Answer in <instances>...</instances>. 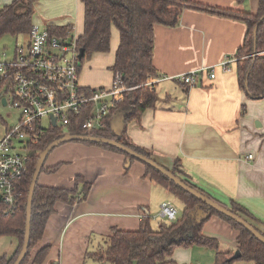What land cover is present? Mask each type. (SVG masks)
I'll return each instance as SVG.
<instances>
[{
    "label": "crops",
    "instance_id": "obj_1",
    "mask_svg": "<svg viewBox=\"0 0 264 264\" xmlns=\"http://www.w3.org/2000/svg\"><path fill=\"white\" fill-rule=\"evenodd\" d=\"M40 1L34 6L38 7ZM188 1L202 8H184L175 27L154 26L156 77L150 86L157 94V102L139 120L126 125L124 139L151 152V159L167 170L177 168L180 179L208 198L225 207L230 201L243 206L255 218L252 224L264 233V97L248 96L240 87L237 73V62L243 59L237 53L248 28L237 17L209 10L254 13L257 0ZM64 2L68 10L62 19L45 26L72 29L73 9H79L82 32L81 1ZM110 42L115 57L119 34L113 26ZM94 54L103 60L102 53ZM226 57L237 60L231 64L230 72L218 70L214 79L204 76L193 87L176 79L189 71L216 65ZM99 64V70L106 66ZM122 116L117 112L111 120V129L118 135L124 129ZM67 143L79 144L61 147L59 155L45 166L60 163V167L44 173L41 180L38 177V184L72 188L73 179L79 176L90 184V189L84 200L73 205H55V213L49 217L32 252L49 247L42 264H82L85 253L98 247L102 237L110 235L113 229L135 231L144 216L159 217L163 202L175 205L178 218L182 215V202L166 186L152 180L141 162H131L121 153L98 146ZM247 155L253 158L248 160ZM190 216L202 219L206 213L196 207ZM202 234L217 241L219 253L234 254L237 250V232L216 216L206 220ZM178 249L172 255L176 264H200L194 247L185 252ZM232 264L246 263L237 260Z\"/></svg>",
    "mask_w": 264,
    "mask_h": 264
},
{
    "label": "trees",
    "instance_id": "obj_2",
    "mask_svg": "<svg viewBox=\"0 0 264 264\" xmlns=\"http://www.w3.org/2000/svg\"><path fill=\"white\" fill-rule=\"evenodd\" d=\"M38 1L13 0L10 5L1 7L0 36L4 34H28L32 25L34 4ZM80 1L83 5V27L77 38V48L82 49L84 55L79 62L85 57L89 58L94 53L104 54L109 51L111 27L113 26L118 31L119 44L110 70L112 73L118 72L121 75L124 87L132 88L130 91L123 92L121 101L110 109L107 117L103 120L104 127L101 130L91 132L90 135L116 140L151 158V152L126 142L124 134L127 124L139 120L142 113L147 109L155 108L157 102V94L154 88L148 85V81L156 77V70L153 66L154 26L175 27L184 8L202 7H197V4L190 3L188 0ZM236 1L241 3L243 0ZM209 10L212 13L237 17L246 23L248 28L247 37L243 46L238 50L237 56L240 58L248 57H244L237 62L239 84L248 96L262 95L264 93V0H257V9L254 13H239L214 8ZM48 27L51 33L60 36H64L70 30L69 26L50 25ZM254 29H256L255 34ZM253 54L256 55L252 56ZM86 88L87 90L93 89ZM117 112L123 114L124 129L120 135H117L111 129V120ZM83 118L85 117L79 118V120L81 121ZM68 133L71 135H87L85 131L77 126L71 127ZM61 137L60 132L52 130L37 143L29 144L27 171L19 182L22 193L19 205L11 215L0 214V236L11 237L16 241L13 253L8 257L1 256L0 264H13L21 249L25 229L26 200L39 154L51 142ZM80 143L121 153L131 162L138 161L115 147L93 142ZM141 163L145 166V173L152 180L166 186L182 202L184 206L182 215L174 223H167L162 220L158 222L156 228L151 226V218L146 215L141 218L139 228L135 231L113 229L110 235L102 237L98 247L87 251L85 257L91 258L99 264H176L172 260L173 252L176 249L198 246L213 250L216 262L220 264H232L237 260L246 264H264V244L247 229L208 207L199 199L169 181L156 169L143 162ZM59 167L60 163L49 168L43 165L40 174L42 172H55ZM171 172L175 175L180 173L177 168H174ZM181 180L188 184L185 179ZM73 181L72 188H61L42 186L38 184L37 180L32 196L29 244L21 264H42L46 259L49 252L48 246L39 249L34 254L32 252L43 236L49 217L55 213V205L57 203L73 205L86 198L90 184L79 176L75 177ZM196 207L202 208L206 213V217L197 219L190 216V212ZM226 208L264 235L252 224L255 218L243 206L230 201ZM211 216L222 219L237 232V250L241 255L238 259L233 260L232 253H219L217 241L202 234L203 225Z\"/></svg>",
    "mask_w": 264,
    "mask_h": 264
},
{
    "label": "built area",
    "instance_id": "obj_3",
    "mask_svg": "<svg viewBox=\"0 0 264 264\" xmlns=\"http://www.w3.org/2000/svg\"><path fill=\"white\" fill-rule=\"evenodd\" d=\"M71 31L60 36L51 33L48 26L32 24L29 33L23 35L22 46H16L12 53L0 52V104L19 113L17 123L0 139L1 215L13 214L19 205L22 196L19 182L27 171L29 144L37 143L52 130L62 135L68 134L74 126L87 135L101 130L110 109L121 101V94L132 90L122 85L118 72L112 73L109 88L87 90L81 87L79 49ZM236 61V58L226 57L216 65L189 71L176 79L193 87L204 76L214 79L218 70L230 72L231 64ZM82 117L85 118L80 121ZM246 158L253 157L247 155ZM159 216L174 223L178 219L177 208L171 202H163Z\"/></svg>",
    "mask_w": 264,
    "mask_h": 264
},
{
    "label": "rangeland",
    "instance_id": "obj_4",
    "mask_svg": "<svg viewBox=\"0 0 264 264\" xmlns=\"http://www.w3.org/2000/svg\"><path fill=\"white\" fill-rule=\"evenodd\" d=\"M12 0H0V6L4 7L10 5ZM40 5L37 7L34 6V12L32 15V24H36L40 27L45 26L50 21H56L62 19L65 12L68 10L66 6V2L64 0H41ZM74 20L72 21L73 28L71 31L72 36L78 38L79 34H81V11L78 9H73ZM23 35H10L4 34L0 36V52L6 51L8 53H12L15 47H20L24 43ZM103 60L100 61L97 58L96 54L91 55L89 58L85 57L79 63V76L78 82L81 87H89V88H100L107 87L109 88L112 83V71L109 69L111 64L113 63L114 55L112 53L111 42L110 48L107 53L103 54ZM248 57V56H244ZM242 57V58H244ZM99 62L104 63L106 66L99 70ZM152 79L148 81L150 83ZM95 81H98L95 83ZM120 115V114H119ZM118 117V116H117ZM19 119V113L16 109H13L8 106H4L0 104V139L5 134V131L8 128H12ZM44 123L47 124V119L44 120ZM66 144H79V143H64L57 146L53 151H51L44 162V166L48 165L51 158L58 156V151H61V147ZM44 175L42 172L39 175V179L41 180ZM175 206V205H174ZM163 219L159 216L151 217V226L153 228L157 227L158 222ZM167 222V221H166ZM168 223V222H167ZM16 247L15 239L7 236H0V257L1 256H10ZM189 249V248H187ZM187 249L179 248L178 250L181 252H185ZM194 254L197 260H200V264H204V262L213 263L215 252L207 247H194ZM213 256V257H212ZM206 260V261H205ZM56 260H52L55 262ZM82 264H99L95 263L91 258H87L84 255V260Z\"/></svg>",
    "mask_w": 264,
    "mask_h": 264
},
{
    "label": "water",
    "instance_id": "obj_5",
    "mask_svg": "<svg viewBox=\"0 0 264 264\" xmlns=\"http://www.w3.org/2000/svg\"><path fill=\"white\" fill-rule=\"evenodd\" d=\"M256 33V29H254V34ZM84 55V51L82 49H79L78 58L81 59ZM253 99H259L264 97V93L259 96H251ZM2 103H4V100H2ZM52 124H54V120H52ZM118 135V134H117ZM120 135V134H119ZM67 142H93V143H101L105 144L111 147H115L119 151L129 155L130 157H133L137 159L138 161H141L152 168L159 171L164 177H166L169 181L173 182L175 185L186 191L187 193L191 194L195 198L199 199L201 202H203L208 207L214 209L215 211L225 215L226 217L232 219L245 229H247L256 239H258L260 242L264 244V235H262L259 231H257L253 226H251L248 222H246L244 219L236 215L235 213L231 212L230 209L226 208L225 206L217 203L216 201L208 198L204 194H202L200 191L196 190L195 188L191 187L190 185L183 182L177 175L172 173L171 171L167 170L166 168L162 167L158 163H156L153 159L148 158L133 149L129 148L128 146L112 139H107L103 137H94L91 135H71V134H64L61 138L51 142L42 152L39 154L38 161L36 163L33 175L31 177L27 200H26V219H25V229H24V237H23V243L21 246V249L14 261L13 264H21L23 258L26 255L28 244H29V228H30V216H31V206H32V196L34 192L35 185L37 183L38 177L40 175L41 168L44 165L45 159L47 155L55 149L57 146L67 143ZM239 250H236L232 256L233 260H236L240 257Z\"/></svg>",
    "mask_w": 264,
    "mask_h": 264
}]
</instances>
